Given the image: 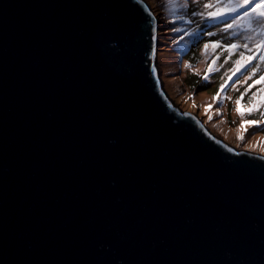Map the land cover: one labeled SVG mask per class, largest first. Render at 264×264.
<instances>
[{
    "label": "water",
    "instance_id": "obj_1",
    "mask_svg": "<svg viewBox=\"0 0 264 264\" xmlns=\"http://www.w3.org/2000/svg\"><path fill=\"white\" fill-rule=\"evenodd\" d=\"M157 28L145 0H0V264H264V155L178 107Z\"/></svg>",
    "mask_w": 264,
    "mask_h": 264
},
{
    "label": "rangeland",
    "instance_id": "obj_2",
    "mask_svg": "<svg viewBox=\"0 0 264 264\" xmlns=\"http://www.w3.org/2000/svg\"><path fill=\"white\" fill-rule=\"evenodd\" d=\"M145 1L148 3L153 14L158 17H156L158 19L157 64L161 68V71L160 69L159 71L163 87L178 107L183 111L197 115L207 128L232 145L236 150H249L252 147L253 150L251 151L264 155V152H261V147H264V144L253 147L257 145L260 137L264 136V131L249 129L245 140L238 146L236 128L240 124V118L234 110L236 107L234 101L240 96L241 92H244L247 84L255 82L254 87L250 89L241 101L242 105L247 104L248 96L252 92L257 91L261 83H264L260 79L261 76H264V72H258L256 76L246 83H244V77L248 75V72H243V74L239 75L240 82L237 83L235 90L232 87L226 88L224 95L231 97V100L226 99L219 107L222 115H215L217 108L215 105H212V97L216 94L222 82L221 77L224 76L225 71L233 66L232 62L240 58L239 51H244V49H240L234 53L229 58L227 64L224 63L227 53L223 49H216L215 54L211 58H208L206 62L205 57L201 55V50L203 44L206 42H214L216 40H221L222 43L237 42L236 38L232 36V32L235 30H230L229 32L221 31L225 23L230 22V18H224L223 23L216 24L215 26L208 22L211 19L204 18L208 22L207 24L199 15L193 16L192 13L203 11L202 4L208 2V0H187V6L178 9V14L184 15L185 19L192 21L191 24H184L182 21L174 19L168 12L167 0ZM177 2L183 4L185 0H177ZM222 18L220 17L219 19ZM177 28L182 29V31H173V29ZM184 32H189L191 35L184 36L183 40H181L180 37ZM208 32L215 33V35L208 37L206 35ZM237 36H240V40L242 41L243 38L240 33H237ZM245 55H248V53L245 52ZM215 56H219L217 66H224L219 72L211 73L208 81H204L202 79L203 74ZM165 57L167 59L163 60ZM169 62H172L174 65L172 70L166 69V65ZM185 63L190 64L191 68H184ZM255 64L256 62H254L253 66ZM197 70H199V76L195 74ZM249 71H251V68H249ZM224 78L226 79L227 77ZM210 105L212 106L209 107ZM205 108L209 109L207 114H205ZM209 115L213 117L211 121L208 120ZM247 119L259 120L260 116L259 114H255L247 117ZM230 132L231 135L229 134Z\"/></svg>",
    "mask_w": 264,
    "mask_h": 264
},
{
    "label": "snow or ice",
    "instance_id": "obj_3",
    "mask_svg": "<svg viewBox=\"0 0 264 264\" xmlns=\"http://www.w3.org/2000/svg\"><path fill=\"white\" fill-rule=\"evenodd\" d=\"M186 6L187 0L183 4L178 3L177 0H167L168 12L171 16L174 19L182 21L184 24H191V20L185 19L182 14H178V9L185 8ZM202 8L203 11L193 12L192 15H199L202 19L207 18L213 20L220 17H230V22H226L221 31L229 32L230 30H235L232 32V36L237 40V42L229 43H222L221 40L204 43L201 55L205 57V62L215 54L218 48L223 49L227 53V57L224 60L225 64L229 62V58L234 53L240 49H244V51H239L240 58L233 61V66L224 72V76L221 77L222 82L216 94L212 97V105H215L217 108L215 115L220 116L222 113L219 107L226 99L231 100V97L224 95L226 88L232 87L235 90L237 83L240 82L239 75L243 74V72H248V75L244 77V83L256 76L258 72H264V0H208V2L202 4ZM153 31H155L154 22ZM173 31L180 32L182 29L177 28L173 29ZM237 33H240L242 36V41L240 40V36H237ZM187 35H191V33L184 32L180 39L183 40L184 36ZM206 35L212 37L215 33L208 32ZM245 52L248 55H245ZM218 60L219 56L212 58L211 63L208 64L207 70L203 74L202 79L204 81L209 80L211 73L219 72L223 68L224 65L217 66ZM253 61H257L254 66ZM184 68H191V65L185 63ZM249 68H251V71H249ZM195 74L199 76V70ZM224 77L227 78L225 79ZM260 79L264 81V76H261ZM254 84L255 82L253 84H247L244 92H241L240 96L234 101L236 106L234 110L240 118V124L236 128L238 146L245 140L249 129L264 131V83H261L257 91L252 92L248 96L247 104H241V101L250 89L254 87ZM242 108L243 110H241ZM208 110V108H205V114H207ZM255 114H259V120L247 119V117ZM212 119L213 117L209 115L208 120L211 121ZM260 144H264V136L260 137L257 145L253 147L259 146ZM251 150H253L252 147L249 148V151ZM228 151L231 152L232 149L228 148ZM261 152H264V147H261ZM261 158L264 159V156Z\"/></svg>",
    "mask_w": 264,
    "mask_h": 264
},
{
    "label": "bare ground",
    "instance_id": "obj_4",
    "mask_svg": "<svg viewBox=\"0 0 264 264\" xmlns=\"http://www.w3.org/2000/svg\"><path fill=\"white\" fill-rule=\"evenodd\" d=\"M156 16V15H155ZM157 17V16H156ZM158 18V17H157ZM165 59H167L166 57L163 59V60H165ZM174 68V65H173V63L172 62H169V64H167L166 65V69L167 70H172ZM160 69V71H161V68H159ZM230 135H231V132L229 133Z\"/></svg>",
    "mask_w": 264,
    "mask_h": 264
},
{
    "label": "clouds",
    "instance_id": "obj_5",
    "mask_svg": "<svg viewBox=\"0 0 264 264\" xmlns=\"http://www.w3.org/2000/svg\"><path fill=\"white\" fill-rule=\"evenodd\" d=\"M157 23H158V19H157ZM157 37H158V29H157ZM197 116V115H196ZM202 121V120H201ZM203 125H205L204 123H202ZM206 126V125H205ZM207 127V126H206Z\"/></svg>",
    "mask_w": 264,
    "mask_h": 264
},
{
    "label": "trees",
    "instance_id": "obj_6",
    "mask_svg": "<svg viewBox=\"0 0 264 264\" xmlns=\"http://www.w3.org/2000/svg\"><path fill=\"white\" fill-rule=\"evenodd\" d=\"M204 20H205V22H207V21H206V19H204ZM254 62H256V63H257V61H253V64H254Z\"/></svg>",
    "mask_w": 264,
    "mask_h": 264
}]
</instances>
